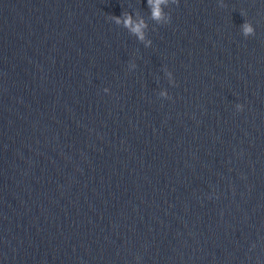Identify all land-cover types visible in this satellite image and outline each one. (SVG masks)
<instances>
[{"label": "water", "instance_id": "95a60500", "mask_svg": "<svg viewBox=\"0 0 264 264\" xmlns=\"http://www.w3.org/2000/svg\"><path fill=\"white\" fill-rule=\"evenodd\" d=\"M166 12L0 0V264H264V0Z\"/></svg>", "mask_w": 264, "mask_h": 264}, {"label": "clouds", "instance_id": "9594fccd", "mask_svg": "<svg viewBox=\"0 0 264 264\" xmlns=\"http://www.w3.org/2000/svg\"><path fill=\"white\" fill-rule=\"evenodd\" d=\"M170 2H175V0H146L147 7L149 9L150 18L155 21L157 24H166L169 21V15L166 12ZM243 16V13H241ZM111 19L117 25H121L126 28L137 40L142 42L145 47L151 45L152 41L147 38L148 23L147 21L138 14L134 15L130 12H123L119 16L112 15ZM241 33L247 37L254 33V27L251 22L245 20L244 23L240 25ZM130 67L134 68L135 64H131ZM165 73L169 79V82L172 81V73L165 69ZM107 91V89H105ZM161 97H167L168 92L166 89H161L159 91ZM235 108L239 111L243 109V105L237 103Z\"/></svg>", "mask_w": 264, "mask_h": 264}]
</instances>
